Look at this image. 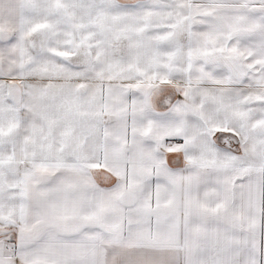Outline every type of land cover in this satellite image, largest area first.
I'll return each instance as SVG.
<instances>
[{"label": "snow or ice", "instance_id": "snow-or-ice-1", "mask_svg": "<svg viewBox=\"0 0 264 264\" xmlns=\"http://www.w3.org/2000/svg\"><path fill=\"white\" fill-rule=\"evenodd\" d=\"M0 264H264V0H0Z\"/></svg>", "mask_w": 264, "mask_h": 264}]
</instances>
